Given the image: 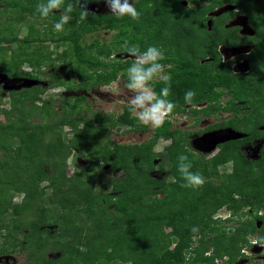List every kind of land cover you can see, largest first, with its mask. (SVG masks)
<instances>
[{"label":"trees","instance_id":"16d2710c","mask_svg":"<svg viewBox=\"0 0 264 264\" xmlns=\"http://www.w3.org/2000/svg\"><path fill=\"white\" fill-rule=\"evenodd\" d=\"M101 1L92 0L87 7ZM40 2L27 0V5L22 0H0L11 9L25 4V12L38 19L36 5ZM70 2L65 0V6ZM135 6L141 13L138 20L88 8L95 15L81 21L80 10L75 8L60 32L54 30V22L63 9L54 10L43 21L44 32L39 34L40 29L35 31L31 25L30 35L23 39L15 35L0 38V45H8L6 51L13 43L19 44L14 57L0 62V74L30 80L44 74L47 81L45 88L36 85L10 91L7 109L0 92V113L6 119L0 122V257L28 250L29 256L21 264H241L252 241L261 244L264 143L257 160L247 158L242 147L258 138L264 140V130L258 128L264 124V0H137ZM225 6L233 9L210 16ZM239 15L246 18L252 33L244 34L238 25L228 26ZM26 19V14L17 18L19 22ZM100 31L111 32L110 43L97 37L81 44L83 36ZM49 41L56 42L57 49L67 46L56 65L48 63ZM125 41L141 50L148 46L163 49L160 62L171 76L168 99L176 107L161 127L153 129L147 142L113 148L106 140L111 126L136 133L150 127L141 124L127 106L115 118L98 111L89 118L82 116L86 96L69 108L64 98L59 109H55L56 100L48 97L42 101V96L63 85L72 92H87L119 78L127 81L132 58L112 57L113 52L126 51ZM222 45L249 47L245 58L250 71L235 74L232 67L239 59L223 61ZM26 63L34 72L21 70ZM69 64L73 66L64 74L58 72ZM45 65H53L57 71L43 72ZM73 74L82 80L77 89L68 82ZM152 86L159 93L166 85L155 81ZM189 90L196 94L192 105L184 100ZM247 107L256 122L254 129L242 127L243 108ZM220 112L234 114L222 119L220 126L245 133L219 144L212 158L194 152L191 136L198 131L191 126L173 128L175 115L194 119L200 114L203 116L194 119L200 123L206 117L221 118ZM64 125L71 126L68 134ZM212 128L215 126L204 131ZM161 140H170L164 152L170 158V183L153 175L157 169L166 170L162 154L154 152ZM75 152L91 165L68 178L67 161ZM181 153L188 155L191 170L204 176L202 187H182L184 181L177 170ZM106 165L110 169L100 171ZM227 165L231 170L222 171ZM106 173L122 174L111 180L108 191L103 189ZM45 181L47 186H43ZM18 196L22 200L15 203ZM223 209L229 212L227 217L218 216ZM54 226V230L49 228ZM193 227L198 232L193 233ZM49 251L59 254L49 257Z\"/></svg>","mask_w":264,"mask_h":264},{"label":"rangeland","instance_id":"374dc122","mask_svg":"<svg viewBox=\"0 0 264 264\" xmlns=\"http://www.w3.org/2000/svg\"><path fill=\"white\" fill-rule=\"evenodd\" d=\"M23 3L27 4V0H22ZM137 0H134L135 4H136ZM182 3H184V5L187 6V2L186 1H182ZM24 4V5H25ZM23 5V7H24ZM168 6H173L172 4H168ZM23 7H21L20 9H11L7 3H1L0 4V38L3 37H9L11 35H15L18 36V38L23 39L25 38L27 35H30V27L31 25H34V30L37 31L39 30V34L42 30V32H44L45 30V25L43 23V21L47 22V20H45L44 18L38 19V18H34L32 16L29 15L28 11L25 12V9H23ZM174 7V6H173ZM88 8H90L92 11L96 12V13H100V14H105V13H110V10L107 6V4L103 1L98 2L96 4H92L91 6H89ZM24 10V11H23ZM58 12V11H56ZM36 13V11H35ZM27 15V18L24 22H19L17 20L18 16L20 15ZM212 16V15H211ZM241 26L243 28V33L244 34H250L252 33L250 31V28L247 25V21L246 18H244V16L242 17H237L236 19H234L233 21H231L228 25L230 26ZM195 28H199L198 25H195ZM46 32V31H45ZM197 34L200 33V31H197ZM32 33L34 34V36L38 35L32 31ZM111 32H106V31H100L96 34H90L87 35L86 37L83 36L82 40H81V44L84 46L85 42L91 43L95 38H100L101 41H107L108 43H110L111 41ZM252 35V34H251ZM37 44V43H36ZM47 46L50 47V51L48 53V63H54V65L58 64L60 61L58 60L59 54H62V52L67 48V46H61L60 48L57 49V44L56 42H47L46 43ZM70 45V42H69ZM8 45L6 44H2L0 45V62L4 63V59L6 61L10 60L12 57H14V51L18 50L19 48V44L18 43H13L10 47V49H8L7 51L5 50L6 47ZM113 58H117V57H121L123 56V58L126 60L130 57L129 54H127L126 51H123L122 53H116L113 52ZM245 64V63H244ZM71 66H73L72 64L66 65L64 66L62 69L58 70V72H60L61 74H64L65 70H67L68 68H70ZM23 72L28 73V72H34V67L29 65V64H24L22 66L21 69ZM43 72L46 73H52L57 71V69L52 65V66H43L41 69ZM37 71V70H36ZM39 79L37 80H30L29 78H16L15 80L12 81V78L9 75H5L2 74L0 75V92L4 93V104L3 107L5 109L9 108V101H10V91H20L21 89L27 88V82L30 84L28 86H36V85H40L41 87L45 88L47 87V81L44 80V74H40ZM81 78L78 77L77 75H71L68 79L69 85L72 86L73 88L77 89L76 87L78 86L79 83H81ZM125 83H126V79L124 78H119L117 81L113 82L110 85L107 86H101L99 88H93L90 89L89 91L85 92V91H76V92H72L69 91L66 85L63 86H58V87H54L51 88L47 91V93L45 95L42 96V101H44L46 98L48 97H52L55 101V109H59L61 105L64 104V98L68 99L69 101V105L68 108L73 105V104H77L78 103V98L80 96H86L87 98V105L84 106V110L82 111V116L84 117H92V114L95 111L101 112L104 115H112L114 116L113 118L117 117L118 115L122 114L124 111V107L126 106L125 103H123L124 100H126L127 96L129 95V93L127 92V89L125 88ZM5 86H9V88L12 87V89H7L5 88ZM16 86H19V88L14 89ZM42 101H40L38 104L41 105ZM88 106H91L89 109L87 108ZM258 106V105H257ZM95 115H93L94 117ZM261 118L262 120L264 119V114H261ZM94 119V118H93ZM110 119V118H109ZM171 120L173 121V123L175 124V126H181V128L186 129L187 126L193 125L194 124V119L192 117V115H187V117L183 118V116H179V117H175V118H171ZM234 120V119H233ZM5 116L3 115V112L0 113V122H5ZM249 121H252V128L254 129L255 126V120L254 117H250L248 112H247V118L243 120V122L248 123ZM201 123H203V126H209L212 123H214V118L210 117L208 119H204ZM234 124L236 126H238V121L235 120ZM246 127H249L248 124H246ZM111 126V124H110ZM263 126V125H262ZM115 127V126H114ZM150 127V126H149ZM199 127V125L194 126V129H197ZM264 130V126L262 127ZM153 129L152 127H150L149 131L146 132H142V133H136V132H129L128 129H125L123 127L120 128H113L111 126L110 128V132L107 135L106 139L111 146L114 148L116 144H141L144 142H147L149 139H151L152 134H153ZM63 130L66 134H68L71 131V126L69 125H64L63 126ZM233 131V130H232ZM230 132V131H229ZM225 133V134H209L207 135L206 139L203 138V140H199L198 139H193L194 142H192V148L194 150V152L198 151L199 154H203L205 155L208 159L212 158L216 153H218V149L214 148L212 149V146H214L216 141H220L222 139L224 135L226 136H235L236 133ZM236 132V131H235ZM241 134H243V132H241ZM69 138H71V135H68ZM244 136V135H242ZM198 138V137H197ZM234 140V139H233ZM221 142V141H220ZM264 141L263 140H259L257 142H255L252 145L249 146H244L242 148V151L244 152V154L246 155L247 158L251 159V160H257L260 157V151H261V147L263 145ZM220 144V143H218ZM170 145V140H161L159 142V144L155 147L154 152L156 153H160L163 156V160L165 161V166H166V170L161 172L158 171V169L156 170L155 173H153V175L157 178H165L169 183L172 181V176L169 173V168H170V158H168L167 153L164 154L165 152V147ZM0 156H2V152H0ZM159 160L156 161V163H158ZM90 161H85L84 158H82L81 156H78V154H76V152L74 153V155H72L68 161H67V165H66V172H67V177L70 178L72 175H74L75 171L78 170H86L89 166H90ZM110 169V167L108 165L103 166L102 168H100V171H108ZM231 167L230 165H227L226 167H224L222 169V171H230ZM137 175L139 173H136ZM122 177L121 173H115V174H108L106 173L103 176V180L105 181L104 185H103V189L105 191H108L110 189V183L111 180H113L114 178H119ZM49 184L48 181H45L43 183V186H47ZM98 186V185H97ZM48 191L50 189H47ZM52 194V191L49 193ZM48 198V197H46ZM22 200V196H18L15 198L14 202L15 203H20ZM220 215L227 217L229 215V212L225 209L220 211ZM57 226L54 227H49L50 229L54 230ZM27 230V229H26ZM25 230V231H26ZM20 250V249H19ZM20 253H16V254H6L0 257V264H21L23 262H25L26 258L29 256V251H19ZM259 252V251H257ZM261 253V251L259 252V254ZM59 254L58 251H49L48 255L49 257H56ZM263 264V263H262Z\"/></svg>","mask_w":264,"mask_h":264},{"label":"clouds","instance_id":"9594fccd","mask_svg":"<svg viewBox=\"0 0 264 264\" xmlns=\"http://www.w3.org/2000/svg\"><path fill=\"white\" fill-rule=\"evenodd\" d=\"M91 2L92 0H72L65 6V0H42L36 5V11L41 18L46 19L54 10L63 9L59 20L54 22V30L60 32L63 31L65 24L71 19L70 14L75 8L80 10L79 19L81 21L87 19L90 15H95L87 7ZM104 2L107 4L111 14L118 18L125 16L134 20L140 18L141 13L137 10L134 0H104ZM223 46L219 47V53L223 61H226L225 59L228 61L234 60L240 54H249L245 47L240 49L239 47H226L222 49L221 47ZM124 47L132 60L130 66L126 69L127 81L125 88L129 95L123 103L126 104L128 110L141 124L152 128L161 127L176 107L168 99L171 94V76L165 72V66L160 62L164 58V51L157 46H148L146 49L141 50L138 45H129L127 41H125ZM155 81H161L166 85L159 93L152 86ZM195 95L194 91H187L184 97L185 102L192 105ZM192 167L188 155L181 153L177 158V170L184 181L182 187L198 189L204 185L205 178L201 173L193 172L191 170ZM218 216L222 215L219 213ZM258 226L260 227L261 224L259 223ZM191 230L193 233L198 232L196 227ZM254 241L252 243L258 245L257 241ZM260 243L264 245V237L260 238Z\"/></svg>","mask_w":264,"mask_h":264},{"label":"flooded vegetation","instance_id":"af4514ba","mask_svg":"<svg viewBox=\"0 0 264 264\" xmlns=\"http://www.w3.org/2000/svg\"><path fill=\"white\" fill-rule=\"evenodd\" d=\"M238 17V16H237ZM236 17V18H237ZM239 17H241V15H239ZM243 17V16H242ZM235 18V19H236ZM227 46H223V47H221L222 49H224V48H226ZM221 48H220V50H221ZM231 48H236V47H231ZM240 48H242V47H239V49ZM248 51H250V48L249 47H245ZM231 52V51H230ZM229 52V53H230ZM248 55V53H244V54H240V55H238L237 57H235V59L237 60V59H239L238 61H235L234 62V66L232 67V70H233V72L235 73V74H243V73H248L249 71H250V65H249V60L247 59V58H245V56H247ZM234 59V60H235ZM206 60H208V59H206ZM205 60V61H206ZM226 61H228L227 59H225ZM204 60H202L201 61V63H204L205 62ZM236 63H238V64H236ZM245 63V64H244ZM248 109H250V107H247V108H243V114H245L244 116L247 118V110ZM246 110V111H245ZM220 115H221V118H219V119H217V117L216 116H211V117H213L214 118V123H212L211 125H209L210 127H212L213 125L215 126V128H212V129H210L209 131H204V129H206L207 127H209V126H206V127H204L203 126V123H201L204 119H208V118H210V117H206V118H202V120L200 121V123H197L196 122V120H195V122H194V124L193 125H190L191 126V128L193 129V130H196V131H198L197 133H194L192 136H191V141L192 142H194L193 141V139H198V141L199 140H203V138H205L206 139V137H207V135H209V134H211V133H217V134H219V133H221V134H225V133H227L229 130H230V128H232V127H224V126H220V121L222 120V119H227V118H232V117H234V114L233 113H226V112H220L219 113ZM203 115H194V119L197 117H202ZM250 116V115H249ZM175 117H179V115H175ZM174 118V117H173ZM245 118V119H246ZM196 123V124H195ZM246 124H248V126L249 127H247V128H249V129H251L252 128V121H249L248 123H246V122H243V128L245 127V126H247ZM197 125H199V127L197 128V129H194V126H196L197 127ZM263 126H264V124H263ZM262 125L261 126H259L258 128L260 129V130H263V127ZM178 127H181V126H175V124H174V126H173V128H178ZM234 129V128H233ZM236 131H238V130H236ZM146 132V131H145ZM240 132V131H239ZM242 132V131H241ZM243 133H245V132H243ZM198 137V138H197ZM259 140H262V139H255L254 140V143L255 142H257V141H259ZM264 141V140H263ZM253 143V144H254ZM249 145H252V143L251 144H248V145H245V146H249ZM219 145H217L216 146V148L218 149V151H219V147H218ZM244 147V146H243ZM242 147V148H243ZM260 154H261V151H260ZM253 242H255V241H253ZM257 251H261V253L259 254V252H257ZM246 255H247V257L245 258V260H243V262L241 263V264H264V245H262V244H260V245H254V243H252V245H251V247L249 248V249H246ZM218 264V263H217ZM221 264V263H220ZM236 264H240V263H236Z\"/></svg>","mask_w":264,"mask_h":264},{"label":"water","instance_id":"95a60500","mask_svg":"<svg viewBox=\"0 0 264 264\" xmlns=\"http://www.w3.org/2000/svg\"><path fill=\"white\" fill-rule=\"evenodd\" d=\"M233 8L232 7H223V8H221V9H219V10H217L216 12H214V13H212L211 15L212 16H218L219 14H221L222 12H224V11H229V10H232ZM230 26H233V25H231L230 24ZM234 54V53H233ZM0 75H2V74H0ZM13 80H15V79H12V81ZM29 82V81H28ZM27 82V87H32V86H28V85H30L29 83ZM5 88H6V90L8 89H12V87L11 88H9V86H5ZM17 88H19V86H16L14 89H17ZM230 131V132H229ZM228 132L229 133H236L235 134V136H224V135H221V136H223L222 137V139L220 140V141H216L215 142V144H214V146H212V149H214V148H216V146L217 145H219L218 143H225V142H227V141H230V140H233V139H239V138H242L243 136V134H241V133H238V132H235L234 130L232 131V130H229ZM212 134H215V133H212Z\"/></svg>","mask_w":264,"mask_h":264}]
</instances>
